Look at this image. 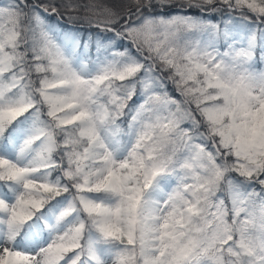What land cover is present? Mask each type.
<instances>
[{
  "label": "snow or ice",
  "instance_id": "obj_1",
  "mask_svg": "<svg viewBox=\"0 0 264 264\" xmlns=\"http://www.w3.org/2000/svg\"><path fill=\"white\" fill-rule=\"evenodd\" d=\"M0 264H264V0H0Z\"/></svg>",
  "mask_w": 264,
  "mask_h": 264
}]
</instances>
